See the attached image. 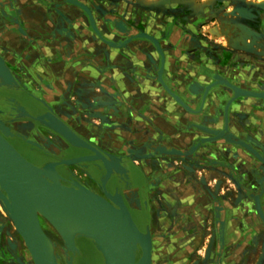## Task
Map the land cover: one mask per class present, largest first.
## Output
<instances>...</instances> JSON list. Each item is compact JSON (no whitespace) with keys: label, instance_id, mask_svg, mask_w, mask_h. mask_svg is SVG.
I'll return each mask as SVG.
<instances>
[{"label":"water","instance_id":"water-1","mask_svg":"<svg viewBox=\"0 0 264 264\" xmlns=\"http://www.w3.org/2000/svg\"><path fill=\"white\" fill-rule=\"evenodd\" d=\"M69 11L74 18L75 31L78 35L74 37L75 48L79 46L80 42H83L80 38L84 40V34L79 30V27L83 28V25L86 26L79 18L80 12H82V15L87 16V28L98 38L97 34L99 30L96 28L95 24L92 23V12L88 11L85 6L73 7L69 9ZM0 16L6 19L17 32L22 33L15 11L6 10L1 6ZM106 22L107 30H109L110 33L125 36L128 40L121 42L118 46H112L108 38L103 36V32H101V34L106 41L104 42L99 38L98 40L108 47H118L122 49L123 52L121 53V57L124 60H126V58H124L126 57L125 52L129 55H139L141 76L145 79H152L157 83L146 85V90L142 92L140 89L139 92L141 93L139 94L136 90L131 89L130 80L121 88H119L114 81H111L110 85L104 83H100L99 86L97 85L106 93H110V90L112 95H115L119 100V102H117L122 105L124 108L123 110L109 103H102L100 101H93L92 104L82 103L81 108L75 109L77 101L71 102L62 99L58 101L57 105L61 112H55L53 100L39 98L32 92H28L19 87L18 80L14 75V69L12 68L13 65L15 69L18 70V64L11 63L0 53V96H7L12 100L13 104L19 105V110L16 113L8 112L11 109L15 110L14 107L16 106L13 104H11L13 107L8 105L9 109L6 110L7 112L5 110H0V114L5 115L8 118L7 122L11 125V127H9L4 120L0 119V205L3 211L8 212V214H6L7 217H11L10 219H12L16 228L24 235L36 260V264L58 263L53 256L48 260L45 259L43 253L37 247L28 227L11 209L6 194L12 196L16 200H20L26 196H36L54 205L87 212L99 217L103 219L117 235L120 249L116 256H114L113 264H150V249L152 248V243L150 231L151 212L148 203L150 201L148 194L149 185L146 178V172L148 170H144L140 164H135L134 160L140 158H152L156 160L155 162L153 161V163H157L158 161V166L162 168V171L165 170L167 172V175L165 174L166 177L170 174L179 172V170L170 171L171 168H173L171 165L172 158H178L183 162L198 161L204 165L217 166L225 170L227 175L237 183L239 190L253 201L258 216L264 222V211L260 199L261 194L264 192V155L259 153L245 140V138H242L240 133L238 135H233L230 134L229 131L230 125L232 124V112L229 111L233 106L245 104L250 105V107H255L256 100H262L264 102V91L240 86L246 92L238 94L236 91L237 85L231 83V81L221 75V73L210 69L209 66H206L202 73L210 79V82L200 84L194 81L192 73L189 70L186 71L184 68L180 67V69L177 70V67L181 65L182 59L180 54H176L173 51L169 54L165 53L166 63L164 67H161L158 53L165 51V48L159 45L157 41L151 40L153 49L149 51L145 50L134 41L140 40L142 37L139 35L129 36V34H121L111 28L110 21L107 20ZM177 46L179 49L183 50L191 47L187 43L185 44L182 42ZM223 51L225 54H232L231 51L228 52L224 49ZM106 56L110 58V54H106ZM219 57V63L226 61V57ZM167 66H171V81H173L186 96H189L191 101L198 102L199 108L194 109L191 107V105H189L190 102L184 98V94H180L176 86L167 83L171 91L176 94L175 98H172L161 88L162 86H160L156 79V74L159 73L163 77L164 69ZM172 66L176 69L173 70ZM122 67H126V65ZM30 71L37 81H43L36 69L31 68ZM215 75L222 77L226 82L218 81ZM45 80L47 83L43 85L48 90L49 94L57 93L58 90L56 86L53 85L52 79L45 78ZM194 84H197L199 89L193 90L192 86ZM77 85H79V83ZM9 92L15 93L16 95H9ZM165 96L172 98L186 112L137 111L139 110V107L137 108L139 102L143 100L160 101V99ZM208 96L212 97L211 103L216 108L213 106L211 111L202 112V107L207 101ZM249 100L252 101L247 102ZM181 102H184V107H182ZM87 109L96 111V113L100 115V118H102L101 120L105 122L103 124H105L106 127L104 128V126L91 122L86 115L83 114ZM192 110H194V112ZM149 114L155 116L150 118L148 116ZM163 114L170 117L171 122L175 124L181 119L186 122L190 121L189 128L182 133H173L161 127L162 124L158 121L157 117ZM250 114L254 117L258 114L262 115V119L264 120V112H250ZM193 118L195 119L193 120ZM141 120L146 121L148 126L151 127V129L153 128L155 132H159L160 138L157 139L158 141H148L146 146L142 149H133L131 145H133L134 142V145L139 144L143 139V137H138L139 133L143 131V129L139 127V122ZM112 121L134 125L136 132L127 134L112 133L111 130L120 128V125L115 128L114 125L111 124ZM18 124L29 125L32 131L39 133L45 143L50 144L55 149L53 152L61 156V159L56 160V166H62L65 170L69 171L66 166L74 165L79 171L85 172L87 176H90L97 185L99 191H101L100 189L102 188V192L112 201L113 206L101 196L87 190L80 182L76 180L72 181L69 177L64 178L59 173H57L59 180V184L57 185L50 184L43 180L35 165L22 156L9 141L12 138H18L20 141L44 153V149L39 144L30 141L23 134L18 133L14 129V126ZM234 124L236 128L243 131L244 124L240 120H236ZM225 128L227 130L222 136L214 137L211 140H203L205 136H213L215 131H221ZM109 129L110 131H107ZM45 133L52 136L54 142L52 138L48 140ZM116 145L120 146L121 153L113 155L110 151L112 147L114 148ZM204 145L209 146V149L205 152L198 151V148ZM232 146L236 147L233 152L234 157L238 158L239 161L246 166L243 172H240L238 167L228 161L212 157V155L214 156L215 153H218L222 149H227ZM81 151H87L88 153L80 156H73L69 159H63L65 155H73ZM151 168L152 170L156 168V172H159L158 169H161L156 166H151ZM69 173L71 174V172ZM63 182L71 185L68 186ZM99 185L102 187L100 188ZM1 186L4 188L5 194L2 192ZM133 191L138 199L141 198L142 200V206L136 209L135 212L138 224L142 225L145 223L144 232L138 229L123 201L125 200L128 202V197L131 196ZM205 191L207 196L213 201V205L211 207H205L202 213L204 216L206 215L207 218V216H209L208 214H211V209H214L217 236L215 244L216 254H214L215 258H213L210 264H222L221 258L224 246L226 244V239L229 237L227 236L228 231L226 229L229 227L232 228L233 220L229 215L230 218H228L226 222V212L223 209V205L216 200L215 194L209 190ZM82 195L90 201V207L83 202L84 198ZM138 203L140 204L141 201L139 200ZM94 204L97 205V208L94 207ZM188 218H190V216H188ZM131 236L137 241V245L134 248L132 247ZM137 252L140 254L136 262L135 259L136 256H138ZM5 255L11 258L8 248L0 245V257L4 258ZM258 264H264V253H262L258 259Z\"/></svg>","mask_w":264,"mask_h":264},{"label":"rangeland","instance_id":"rangeland-1","mask_svg":"<svg viewBox=\"0 0 264 264\" xmlns=\"http://www.w3.org/2000/svg\"><path fill=\"white\" fill-rule=\"evenodd\" d=\"M84 2L86 3V9L92 14L99 16L105 26L107 25V20H104V15L101 14L100 8L124 17L138 31V35L142 37L140 40L134 41L145 50L153 49L151 40L157 41L165 50L173 51L176 54L187 50L207 51L209 48L223 47L226 45V36L218 31L219 26L223 24L225 27L242 25L256 37L255 41L250 42L248 39L250 43H248L249 49H245L247 52L256 54L255 50L258 48L262 52L264 51V34L259 32L262 27L264 28V6L258 4L257 0H85ZM1 6L2 3L0 2ZM75 6L77 5L75 4ZM83 17L87 20L88 26L87 16L83 15ZM231 21L232 23H230ZM92 23L94 24L93 21ZM145 23L149 25L148 31L145 30ZM176 30L180 31L181 34L190 35L196 40L195 43L188 44L192 48L179 49L177 46L179 42L173 43L170 41L169 36L175 33ZM87 40H89L88 37ZM108 40L110 45L118 46L121 42H125L128 39L125 36L115 34L113 38ZM89 42L91 43V40ZM260 57L264 58V52L260 53ZM1 98L0 104H4L7 96H0ZM159 103L158 100L153 102L155 110L160 106ZM0 107L2 106L0 105ZM79 108L75 106V109ZM83 114L94 124L106 127L103 124L105 122L101 120L102 118H100L98 113L84 112ZM6 125L11 127L9 123ZM18 126H22V129H27V131H32L28 129L30 126L27 124L15 125L14 129L17 131H19ZM131 132H136V128ZM46 135L51 137L49 134ZM143 135L144 132L141 131L138 137L142 138ZM48 140L50 139L48 138ZM147 143L148 141H141L139 144L131 145V147L133 149H142ZM110 153L113 155L120 154V146L112 147ZM151 159L140 158L134 160L136 165L140 164L144 170H148L146 178L149 185L148 194L150 201L148 203L151 212L150 231L152 243L150 264H210L213 261V258H215L214 254H216V224L214 209H211V214L209 213L207 218L202 213L205 207L213 205V201L207 196L205 190L215 194L216 200L223 205V209L226 212V222L230 216L233 220L232 228L226 229L229 237L226 239L222 264H258V259L264 253V222L258 216L253 201L239 190L237 183L227 175L225 170L213 168L210 165L200 166L198 161L183 162L178 158H172L171 165L173 168L170 171L179 170V172L181 171L187 175V180L194 189L193 195L196 196L195 198L200 203L196 205L184 203V201L180 202L175 197L170 202L165 197L162 185L163 178L165 174L167 175V172L165 170L162 171V168L158 166V161L153 163L156 160ZM147 161L152 164L151 166L161 168L158 169L159 172H156V168L151 171V166L147 164ZM74 169L80 176L85 175V172L79 171L76 166ZM183 181L184 178L181 175H176L170 179L169 183L172 191L177 188L179 190L178 194L181 195L182 186L179 183H183ZM87 183L85 181L82 184L87 186ZM89 184L97 193L102 194V190L100 189L101 191H99L94 181L89 180ZM139 200L141 201V198L138 199V202ZM250 204L252 205V211L249 209ZM238 206L244 207L248 212V215L245 216V219L249 222L247 227H237V220L240 218V214L236 212ZM188 222L190 224L189 227ZM12 223V219L7 217L0 205V245L8 247L11 255V258L7 255L4 258L0 257V264H10V260L14 264H22L20 260L27 264H33L21 235L16 231L15 224ZM144 224L140 225L142 232H144ZM59 239L58 237L55 239V244L61 243ZM192 242H196L194 247L191 245ZM12 243L16 246L10 249ZM139 254L136 256V260L139 258ZM19 255L25 261L19 259L21 258ZM70 259L72 260V258Z\"/></svg>","mask_w":264,"mask_h":264},{"label":"crops","instance_id":"crops-1","mask_svg":"<svg viewBox=\"0 0 264 264\" xmlns=\"http://www.w3.org/2000/svg\"><path fill=\"white\" fill-rule=\"evenodd\" d=\"M17 11L18 12L16 13L22 33L17 32L6 19H3L0 16V53H2L11 63L18 64V70H16L13 65L12 68L14 69V75L18 80L19 87L28 92H32L39 98L53 100L55 112H61L57 105L58 101H61L62 99L71 102L80 101L83 102V104H92L93 101L97 102L100 100L102 103L106 102L123 110L124 108L122 105L118 103L119 100L115 95H112L110 90V93H106L98 87L100 83L110 85V82L114 81L118 87L121 88L125 83H128V80H130L131 89L136 90L138 94L141 93L139 92L140 89L142 92L143 90H146V85L151 83L157 84L154 80L145 79L141 76V62L139 60V55H129L124 51L126 54V57H124L126 60H124L121 57V53L123 52L122 49L106 46L91 32L84 34V40L83 38H80L83 42H80L79 46L75 48L74 37H77L78 35L75 31L74 18L70 12V15L61 22L58 14H52L48 11L45 14H36L34 10L27 11L26 13L19 12V10ZM80 19L83 24L87 23L85 18ZM69 27H71L72 35L67 33ZM87 37L91 40V43L87 40ZM223 49L228 52L231 51L232 54H225ZM162 52L165 55V65L166 54H169L172 51L165 50ZM255 52L259 55L247 51L235 50L234 48L229 47L227 43L223 47L209 48L207 51H181L180 56L182 62L181 65L177 67V70L180 68H184L186 71L189 70L192 73L194 81L200 84H206L210 82V79L204 76L202 72L206 66H209L210 69L221 73V75L229 79L231 83H234L239 87L242 86L244 88L264 91V58L260 57V53H263L264 51L262 52V50L258 48ZM106 54H110V58H107ZM219 56L226 57V61L219 63ZM123 65H126V67H122ZM164 65L161 66L164 67ZM31 68L36 69L43 81L39 82L33 77L30 71ZM172 69L175 70L176 68L172 66ZM170 71L171 66H167L163 72L164 78L161 77L166 83L176 86V84L171 81ZM45 78L52 79L53 85L56 86L58 90L57 93L49 94L48 90L43 85L47 83ZM78 83L79 85H77ZM176 88L178 87L176 86ZM179 91L180 94H184V98L190 102L189 105H191V107L194 109L199 108L198 102L191 101L190 97L186 96L181 89H179ZM211 101L212 97L208 96L207 101L202 107V112L212 110L214 105ZM250 101L252 100L247 102ZM153 102L155 101L143 100L139 102L137 105L139 110L137 111L186 112L169 96L160 99V106H157L158 108L156 110L153 108ZM85 112L96 111L87 109ZM229 112H232V124L230 125L229 130L230 134L238 135L240 133L242 138H245V140L248 141V143L259 153L264 155L263 117L259 114L255 117L250 114V112H264V102L262 100H256L255 107H250V105L245 104H237L234 105ZM148 116L152 118L155 115L149 114ZM157 119L162 124L161 127L166 128L173 133H182L189 128L190 121L186 122L181 119L175 124L171 122L170 117L166 114L159 115ZM194 119L195 118H193V120ZM236 120H240L244 124L243 131L236 128L234 124ZM111 124L114 125L115 128L120 125V128H116L112 133L127 134L135 130V126L129 123L112 121ZM139 125V127L145 131L141 141H158L157 139L160 138L159 132H155L153 128L151 129L146 121L141 120ZM107 131H110V129ZM205 137H209V135ZM205 137L203 139H205ZM134 144L135 142L133 145ZM198 149L200 152H205L209 149V146H200ZM234 149H236V147L233 146L228 147L227 149H222L218 153H215L214 156L212 155V157L228 161L238 167L240 172H243L245 171L244 169H246V166L243 165L238 158L234 157ZM150 170L154 171L151 168ZM176 175H181L182 178H184L183 183H179L182 186V191H180L181 195L178 194L179 190L177 188L172 191L171 184L169 183L170 179ZM186 176L187 175L181 171L170 174L167 177L164 176L162 185L165 191V197L168 198L170 202L171 199L175 197L176 199H179L180 202L184 201V203L187 202L193 205H196L197 203L199 204L200 201L195 198V195H193L194 189L188 182ZM260 199L264 211V192L261 194ZM251 206L252 205L250 204L249 209L252 211ZM203 211L204 210H202V212ZM236 212L240 214V218L237 220V227L243 228L249 226V222L245 219V216L248 215L245 208L238 206ZM189 226L190 224L188 227Z\"/></svg>","mask_w":264,"mask_h":264},{"label":"bare ground","instance_id":"bare-ground-1","mask_svg":"<svg viewBox=\"0 0 264 264\" xmlns=\"http://www.w3.org/2000/svg\"><path fill=\"white\" fill-rule=\"evenodd\" d=\"M69 1L74 5L76 4L78 7L83 6V4L78 3L76 0H69ZM110 20H111L110 26L113 30L118 31L121 34H129V36L135 35L133 29L129 26L130 24L127 25L126 23H124V21H122L120 17L119 18L115 16L110 17ZM230 23H232V21ZM231 27L232 26L225 27L223 24H221L218 28V31L224 33V35L226 36L225 41L227 45L231 48H234L235 50L236 49L238 50L239 49L240 50L249 49L248 43H250L253 40L255 41L256 37L253 34H251L250 31L247 30L246 27L242 25H233V27L232 28ZM97 36L100 40L102 41L104 40V42L106 41V39H104V37L102 36L101 31H99ZM179 38L180 37H178V39ZM248 39L250 40V42H248ZM159 56H160V64L164 65V62H165L164 53L162 51L159 52ZM215 78L220 82H226V80L220 76L215 75ZM157 80L160 86H162V88L172 98L176 97V94L171 91L170 86L166 83V81L161 77L159 73H157ZM192 88L193 90H197L198 85L194 84ZM236 91L238 94H242L246 92L242 87H239V86L237 87ZM255 92H258V91H255ZM1 101H2V98L0 99V102ZM6 101L4 104H0L2 106L0 107V110L6 111L9 109L8 105L13 104L12 100H10L8 97L6 98ZM82 103L83 102L77 101V104H76L77 107L81 108ZM181 104H182V107L185 106L184 102H181ZM13 105L16 106L14 107L15 110L11 109L8 112L16 113L19 110L18 104H13ZM192 111L194 112V110ZM226 130L227 129L225 128L224 130H221V131H215L213 136L209 135V137H205V139L203 140H211L214 137L222 136L226 132ZM17 132L20 134H23L30 141L36 142L44 149V153H42L41 157L39 156L38 161L33 164L35 165L36 169L40 173V176L42 177L43 180H45L46 182L50 184H54V185L59 184L58 174H57L58 171L56 169L57 166L55 165L57 161L50 157V155L53 153V151H55V149L50 144L45 143L40 137V135H37V133H34L29 130L27 131V129H22L21 131H17ZM44 154H47V155H44ZM147 164L149 166L152 165L149 162ZM89 180L93 181L90 176H86L85 181L88 182L86 184L87 186H85L82 183L81 184L87 190H89L90 192L94 194L101 196L113 206L112 201L106 196L104 192H102V194L97 193L94 190V188L90 186ZM67 185L70 186L71 184H67ZM101 187L102 186H100V188ZM1 190L5 194V190L2 186H1ZM70 191H73V190H70ZM74 192H75V189H74ZM6 197L8 199L11 209L15 212V214L18 215V217H20V219L28 227L33 239L36 242L37 247L43 253L46 260H48L51 256H53L56 259L58 264H75L70 259L72 258L70 256L75 255L77 252H79V245H78L77 240L82 239L84 240L83 248H85L86 250H90L91 248H90L89 242H91L92 247H94L97 250V252L100 254L103 264H113L114 256H116V254L119 252V249H120L119 244H118L119 242H118L117 235L115 234L114 230L103 219L96 217L87 212H83V211H79V210H75V209H71V208H67V207H63L59 205H54L51 202H48L36 196H26L20 200H16L8 194H6ZM82 197L84 198L83 202L87 204V206L90 207L91 206L90 201L84 195H82ZM123 201L128 211L130 212V215L134 223L138 227L135 219L133 218L131 214V211L127 203L125 202V200ZM128 202L133 205L132 206L133 209L136 210L139 208L138 197L134 193V191L131 194V196L128 197ZM94 207L97 208V205L94 204ZM5 213L8 214V212H5ZM138 229L140 230L139 227ZM16 231L19 232V234L21 235V238L31 256V260L33 264H36V260L32 254L30 247L28 246V243L26 242L24 235L22 234L20 230L17 229ZM57 237L60 238L59 241L61 243L55 244L56 243L55 239ZM131 241H132V247L134 248L137 245V241L134 239L133 236H131ZM15 246L16 245L12 243L10 249H13ZM19 259H22V257ZM135 261L137 262L138 260L135 259ZM20 262H22V264H27L26 262H23L21 260ZM95 264H99V262L97 261Z\"/></svg>","mask_w":264,"mask_h":264},{"label":"flooded vegetation","instance_id":"flooded-vegetation-1","mask_svg":"<svg viewBox=\"0 0 264 264\" xmlns=\"http://www.w3.org/2000/svg\"><path fill=\"white\" fill-rule=\"evenodd\" d=\"M77 1H79L78 3L81 2L83 4V6L86 7V3L84 2L85 0H77ZM0 2L2 3V6H3L2 8L6 9V10H11V11L14 10L15 12H18L17 10H19V12L21 11L22 13H26L27 11L34 10L36 12V14H45V13H47V11L52 13V14H58V16L61 19V22H63L66 19V17L68 15H70V13H69L70 11H68V8L72 9L73 7H77L74 4H72L69 0H0ZM100 10H101V14L104 15V20H108V21L111 22L110 17H114L115 16L117 18L120 17V19H122V21H124V23L129 25L128 21L124 17H122V16H120L118 14L115 15L114 13H109V12L105 11L104 8H100ZM92 16H93V20L92 21L94 22L96 28L99 31L103 32V36L104 37L107 36L106 38H108V39L113 38V36L115 34L108 32L106 26L102 22V19L99 16H96L94 14H92ZM79 18H83L84 19V17L81 14V12L79 13ZM145 25H146V23H145ZM129 26L133 29L135 35H138V31L132 25H129ZM145 27H146L145 30L148 31L149 25L147 24ZM79 30H81L83 32V34L91 32L90 29L87 28V25L86 26L83 25V28L79 27ZM259 32L264 34V28L262 27V30H260ZM67 33L69 35L73 34L72 30H71V27H69ZM178 37H180V38L178 39ZM169 39L173 43L182 42V43H185V44L186 43L187 44H193L196 41L190 35L181 34L180 31H178V30H176L175 33L171 34L169 36ZM8 94L9 95H16L15 93H11V92H9ZM0 119L4 120V122H6V124H8L7 123L8 118L5 115H1L0 114ZM18 129H19V131H21L22 130V126H18ZM28 129L31 130V128H28ZM34 133H38V132H34ZM46 137L49 138V139L52 138V140L54 142V139H53L52 136L49 137V136L46 135ZM9 141L22 156H24L28 161H30L32 163L37 162L39 156L43 153L41 150H39V149H37V148H35L33 146H30L27 143L21 142L19 139L15 138V139H11ZM87 153H88L87 151H81L78 154L65 155L63 157V159H69V158H72L73 156H80V155H84V154H87ZM44 155H47V154H44ZM50 157L55 159V160L61 159V156L60 155H56V152L55 153L53 152L50 155ZM198 164H200V166H207V165H203L202 163H198ZM212 167L219 169V167H217V166H212ZM66 168L69 169L70 172H72V173L70 174L62 166H57L56 167L58 173L61 176H63L64 178H68L69 177L72 181L76 180V181H78L80 183H84L85 182V176L86 175L80 176L78 172H75V169H74L75 166L74 165H68V166H66ZM63 183L67 184L65 182H63ZM126 203H127L128 207H129V209L131 211V214H132L133 218L135 219V221L137 223V220H136V217H135V215H136L135 211L136 210L132 208V206H133L132 204H130L129 202H126ZM138 205H139V207L142 206V200H141V203L138 204ZM137 225L142 230V227L138 223H137ZM83 241L84 240H82V239H78L77 240L78 245H79V252L76 253L75 255H71L70 254L71 257H72V262L75 263V264H95L98 261L99 264H103L101 256L96 252L95 248L92 247L91 242H89V245H90L91 249L89 248L90 250H86L85 248H83ZM195 244H196V242H194V243L192 242L191 243L192 247H194ZM224 251H225V246H224L223 254H224ZM223 254H222V257L224 256ZM221 261H222V258H221ZM10 264H14V263L10 260Z\"/></svg>","mask_w":264,"mask_h":264},{"label":"snow or ice","instance_id":"snow-or-ice-1","mask_svg":"<svg viewBox=\"0 0 264 264\" xmlns=\"http://www.w3.org/2000/svg\"><path fill=\"white\" fill-rule=\"evenodd\" d=\"M258 4H261L262 6H264V0H257ZM215 183V182H214Z\"/></svg>","mask_w":264,"mask_h":264}]
</instances>
